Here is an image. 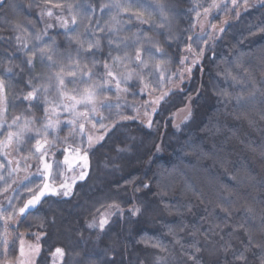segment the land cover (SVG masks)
Listing matches in <instances>:
<instances>
[{
  "label": "snow or ice",
  "instance_id": "6c2138e0",
  "mask_svg": "<svg viewBox=\"0 0 264 264\" xmlns=\"http://www.w3.org/2000/svg\"><path fill=\"white\" fill-rule=\"evenodd\" d=\"M43 3L47 5L51 0H43ZM39 6L35 0H29L27 8L31 11L33 7ZM9 7L8 0H0V13L6 15L5 9ZM55 7L63 5L57 4ZM200 8L203 12L199 10ZM213 10H216L215 13ZM97 12L99 15H96ZM189 12H195L196 20L202 15L211 14L212 19L207 28L198 25L191 17L187 25L181 28L177 23L179 14L173 11L169 0H161L155 5L136 3L135 0H103L99 3L77 5L76 11L72 14L73 27H69L67 19L56 16L68 41L63 49L56 45L44 29L39 32L32 31L27 41H22L19 35L0 37V41L9 45V50L12 40L17 41V50L23 54L25 60L14 67L19 73L26 75L22 88L18 90L12 84L17 76L13 66L0 71V137H3L0 139V148L12 147L19 154L24 151L25 145L34 144L33 155L38 161L37 165H29L21 164L17 160L13 167V161L7 159L8 151L0 152L4 157V160L0 161V199L6 201L0 204V219L4 221V225L0 227H3L5 235L8 232L9 221L16 219L18 215L21 218L19 223H23L28 215L33 214V210L38 211L43 203L48 202L47 197L70 198L75 185L87 179L89 175L90 156L95 154L93 148L96 145L103 147L107 140H111L122 128L128 127L121 121H137L138 114L131 113L126 115L117 113L119 120L113 119L111 115L113 108H119L121 105L105 104L100 102V98L115 96L118 99L122 90L121 85H124L125 92L140 88L139 94L145 90L151 94L152 91H160L161 82L165 85L169 82L178 84L174 90L165 91L150 101L148 107L151 108V112L145 109L143 113L148 119L146 122L139 121V130L145 137H152L154 131L155 138L160 139L159 143L154 140L152 151L144 157L151 169L155 159L153 151L158 153L167 147L160 138L161 129H165V136L169 127H174L176 131L181 130L179 126L173 124V118L168 116V109L165 106L170 104L169 98L179 97L181 104L189 109V120L194 117L195 109L203 99L201 91L190 88L185 83L186 76L191 77L193 69L198 66V70L203 71L205 61L215 63L218 59L216 55L218 42L230 29L236 28L239 31L240 39L237 43L242 44L249 39H264V0H212L211 4L194 3ZM220 13H223L226 19L221 20ZM44 15L52 18L54 13L44 8L41 16ZM106 15L110 17L107 21L104 19ZM134 20L147 27L141 29L139 33H132L124 24ZM218 23L225 26L218 28ZM54 27L55 24L47 25L49 29ZM78 28L83 31L78 32ZM196 29L198 31L194 32ZM105 42L109 46L107 56H102L101 60L95 59L98 52H103ZM113 45L116 55H113ZM173 48L176 50V63L181 66V71L167 73L160 65L168 61ZM185 51L187 55L182 56L181 53ZM14 55L4 59L11 64ZM258 60V66H251V61H242L237 56L235 62L229 61L231 73L218 72V75H225L226 79L230 75L232 82L237 86L234 91L227 94L225 103L232 104L228 109V115L241 123L247 122L249 128L264 129V79L260 78L256 70L258 67L259 73L264 74V51L260 53ZM101 61L103 72L99 71ZM110 63L113 67H110ZM117 64L131 68L126 77L120 78L114 72L113 68ZM37 68L39 75H35L33 71ZM185 68L186 74L183 71ZM92 69L96 71L93 72ZM105 75L111 78L110 81L103 79ZM133 79L135 83H130ZM112 83L115 84V90L105 87ZM69 90L71 95L66 96L65 93ZM213 91H218L216 85H213ZM224 95L225 93L220 92L217 101L219 102ZM65 100L69 102L65 103ZM49 104H55L61 112H67L73 118L85 117L86 122L91 123L94 129L103 130L93 144L94 138L91 135L86 138L83 135L85 123H79L80 146L72 148L71 154L68 148L60 153L62 163L69 172L78 169V176H72L71 182L59 179L61 160L53 149L59 142L57 133L61 130V116L56 114L55 122L48 119ZM17 107H22L24 112L15 117L10 116V110L14 111ZM41 107L44 117L35 114V110ZM78 108H82V111H78ZM67 123L71 126L74 119H69ZM228 127L231 129L230 125ZM145 129L146 131H143ZM215 132L220 134L219 142L213 139L208 145L203 143L188 145L187 150L194 155L195 163L187 161L185 163L187 170L181 169L178 173L174 170L163 176L153 173L151 178L145 175L139 183L133 182L131 195L127 194V187L124 188V196L118 191L114 193L113 197H110L113 199L112 215L117 218V223L122 222V227L138 223L153 211L152 202L147 194L158 195L160 189L167 191L179 186L181 190L192 193L189 204L195 198L212 215L219 217L223 214L224 227L238 236L240 246L236 247L231 242L220 243L225 235L224 229L213 222L204 230L206 243L200 245L193 241L194 248L191 251L185 249L179 238L176 239L178 250H170L163 244L154 245L159 251L153 253V264H189V259L192 264H208L203 253L207 251L210 256L215 257L221 250L226 261L231 251V261L227 264H264V176L255 173L251 168L238 169L234 165L230 166V157L224 148L228 131H225L224 125H219ZM50 135L53 140L51 144ZM132 140H135L134 135ZM117 144L119 146L114 147L117 153L123 154L133 150V145L129 144L127 139L119 140ZM245 144L257 156L258 162L264 165V147L250 144L248 141H245ZM52 159L56 161L55 175ZM208 161L210 164L205 163ZM30 168H35L31 175L19 177L20 171ZM212 169H215V172ZM153 185L157 186L156 192L152 191ZM119 187L117 183L116 188ZM142 191L144 195L140 194ZM22 192L30 195L22 197ZM161 202L167 203L163 199ZM166 210L172 211L170 208ZM110 224L111 220L102 214L98 225L99 233L110 231ZM87 228L91 230L90 235H97L95 221L89 222ZM11 230L16 231L15 228ZM46 235H48L46 231L36 234V243L29 246L31 255L26 260L22 259L20 264H48L46 260L41 259L43 251L41 241ZM217 237L219 240L217 247L214 248L211 242L216 241ZM104 238V235H97V243L103 244ZM2 244L3 241L0 240V246ZM49 254L62 260L65 249L50 248ZM103 255L108 257L104 264H123L122 260L117 261L115 249L108 245H104ZM4 256V252H0V264H3ZM20 256L24 257L23 247L20 249ZM97 262V257L85 253L78 264ZM211 264H219V260L213 259Z\"/></svg>",
  "mask_w": 264,
  "mask_h": 264
},
{
  "label": "trees",
  "instance_id": "16d2710c",
  "mask_svg": "<svg viewBox=\"0 0 264 264\" xmlns=\"http://www.w3.org/2000/svg\"><path fill=\"white\" fill-rule=\"evenodd\" d=\"M99 2H103V0H51V3L45 5L43 0H35V3L40 6L33 7L29 11L27 8L29 0H8L10 7L5 9L6 15L0 13V37L19 35L22 41H27L32 31L39 32L44 29L56 42V45L63 49L67 46L68 41L62 33L60 24L54 17L41 16L42 9L47 8L54 14L55 12L59 13L61 18L69 21V27H73L71 25L72 14L76 11L77 5ZM135 2L155 5L161 0H135ZM169 2L172 4L173 11L179 14L177 23L183 28L187 25L190 17L196 23L198 22L195 19V12H189L194 3L211 4L212 0H169ZM57 4H61L63 7H55ZM69 6H71V10H69ZM199 10L203 12L202 8ZM183 13L189 14L184 15ZM257 14H259V10H257ZM96 15H99V12ZM104 19L107 21L110 17L106 15ZM220 19H222L221 14ZM37 24H39V27H37ZM48 24H55V27L49 29L47 28ZM17 25H20V27H17ZM124 27L131 29L132 33H139L147 25L134 20L131 23L125 22ZM7 29L15 30L8 31ZM77 31L81 32L83 29L78 28ZM92 38L95 39V36ZM239 39V31L236 28L228 30L224 38L218 42L216 48L218 59L215 63L205 61L203 71L198 70L199 66L193 69L191 78L185 83L190 88L201 91L203 99L196 107L194 117L191 120L188 118L179 125L180 131H176L174 127H169L166 130L167 136H165V129H161L160 138L164 140L167 147L158 153L153 151L155 159L151 169H149L144 157L152 151L154 140L159 143L160 139L155 138L154 131L152 137H145L143 132L139 130L140 120L121 121L128 127L122 128L116 136L111 140H107L103 147L96 145L93 148L92 151L95 154L90 156L91 168L89 175L87 179L79 181L75 185L70 198L47 197L48 202L43 203L38 211L33 210V214L28 215L23 223H19L20 220L18 221L15 232L26 234L28 238L32 239L42 231L48 233L41 241L43 244L42 260H46L48 264H53V262L54 264H78L83 255L87 253L98 258L97 264H104V261L108 258L103 255L104 245H108L115 249L118 262L122 260L123 264H130V262L131 264H153V253L159 251L154 245L163 244L170 250H178L179 245L176 244V239L179 238L184 243L185 249L191 251L194 248L193 241L200 245L206 243L204 230L213 222L224 229L225 235L220 243L231 242L236 247L240 246L238 236L230 233L224 227L223 214L219 217L212 215L195 198L189 204V197L192 193L181 190L179 186L167 191L160 189L158 195L147 194L148 199L152 202L153 211L138 223L122 227V222L117 223V218L112 216L109 219L111 220L109 225L111 230L104 234L99 233L97 225V235H104L105 237L103 244L97 243V235H90L91 230L87 228L89 222H99L102 214L104 216L108 211L113 210V199H110V197H113V194L117 191L121 196H124V188L127 187V194L131 195L133 182L139 183L145 175L151 178L153 173L163 176L172 173L174 170L177 173L181 169L187 170L185 168L187 161L191 160L195 163L194 155L190 150H187L188 145H199L201 143L208 145L212 143L213 139L219 142L221 139L220 134L215 132L219 125H224L225 131H228V139L224 143V148L230 157V166L234 165L238 169L240 167L251 168L255 173L264 176V165L258 162L257 156L245 144V141H248L250 144L264 147V129L249 128L247 122L241 123L228 115V109L232 107V104L225 103L227 94L234 91L237 86L232 82L230 75L227 79L225 75H218V72L231 73L232 69L229 67V61L235 62L237 56L242 61H251V66H258V57L264 51V39H249L242 44L237 43ZM29 46L31 45L29 44ZM108 47L105 42L103 52H98L95 59L101 60L102 56H107ZM113 48V55H116L114 45ZM250 49L251 51H249ZM13 54L15 55L10 64L4 57ZM184 54L185 52L181 53L182 56ZM24 60L23 54L17 50V41L12 40L11 50H9L7 43L0 41V71L13 66L17 76L13 79L12 84L18 90L22 88L26 75L19 73L14 65L21 64ZM102 64L103 61H101L99 67L100 72L104 71ZM160 66L170 72H176L180 68V65L176 63L175 48L169 53L168 61ZM256 70L260 78L264 79V74L259 73L258 67H256ZM33 71L35 75H39V68ZM92 71L95 72L96 69H92ZM213 85H216L218 91H213ZM159 88L160 91H154L158 94L157 97L162 94L161 83ZM220 92L225 93V95L218 102L217 97ZM169 99L170 104L165 107L168 109V116L173 118V114L185 107L181 104L179 97H170ZM9 100H11V94H9ZM23 112L22 107H17L14 111L10 110L9 115L15 117ZM35 114L38 117H43L42 107L35 110ZM186 121L187 123H185ZM229 125L231 129H229ZM143 131H146V129ZM173 132H175V135H173ZM133 135L135 136L134 141L132 140ZM125 139L133 145V150L123 154L115 152L114 147L119 146L117 141ZM205 163L210 164V161ZM212 171L215 172V169H212ZM117 183L120 185L119 189L116 188ZM152 191H157L156 185H153ZM140 194L144 195L145 193L142 191ZM162 199L167 203H162ZM169 208L172 211L166 210ZM53 220L55 223H51ZM218 240L217 237L216 241L211 242L214 248L217 247ZM55 247L65 249V256L62 260L61 258L58 260V257H52L49 254V249ZM203 256L208 264H211L213 259H218L219 264H227L228 261H231V251L227 255V261L222 250L215 257L210 256L207 251L203 253ZM189 264H192L191 259H189Z\"/></svg>",
  "mask_w": 264,
  "mask_h": 264
},
{
  "label": "rangeland",
  "instance_id": "374dc122",
  "mask_svg": "<svg viewBox=\"0 0 264 264\" xmlns=\"http://www.w3.org/2000/svg\"><path fill=\"white\" fill-rule=\"evenodd\" d=\"M216 10H213V13H215ZM222 16V19H226V17H224L223 13H220ZM60 14L56 13L54 14V18H56V16ZM212 19V15L210 14L209 16H201L198 19L197 24L204 26L205 28H207L209 21ZM225 25L218 23V28L219 27H224ZM217 28V31H218ZM196 31H198V29H196ZM187 55V52L185 51V54ZM110 67H113L112 65H110ZM162 67V66H160ZM164 68V67H162ZM114 72H116L120 78H124L128 75V73L131 71V68H125L122 65H118L115 66L113 68ZM165 72L167 73H172L167 69H164ZM181 71V66L180 68L176 71L179 72ZM183 71L186 74V68L183 69ZM191 77H187L185 81H188ZM104 80H109L111 78L107 77L106 75L103 77ZM130 83H135V80L133 79L132 81H130ZM105 87H111L113 90H115V84L112 83L110 85H105ZM161 87H162V92L168 91L170 89H175L176 87H178V84L175 83H171L169 82L167 85L164 84V82H161ZM121 92L119 94V97L117 99V97L115 96H108V97H102L100 98V102H103L105 104L107 103H111L113 105H116L117 103H119V105H121V107L119 108H113L112 110V117L113 119L119 120V116H117V113H123V114H133V115H137V120L140 121H145L148 119V117H145L143 115L145 109H147L149 112H151V108L148 107V103L150 101H153L157 98V93H155L154 91L151 92V94H149V92L147 90H145L142 94H139L141 92L140 88H136V89H130L128 91H124V85H121ZM133 93H137V94H133ZM160 94V93H159ZM66 96L71 95V91L69 90V92L65 93ZM50 99H52V97H50ZM65 103H68V100L64 101ZM49 115H48V119L52 120L53 122H55V118H56V114H59L61 116V120H60V125H61V130L57 133L58 136V140L59 142L56 143L55 148L53 149V151L56 153V156L60 158L61 160V166H60V177L59 179L61 180H68L69 182H71V178L72 176L76 175L78 176V169L73 171V172H69L66 168V166L63 165L62 163V156H60V153L65 149L68 148L69 149V154H71V149L75 148V147H79L80 146V141H81V135L78 132V126L79 123L83 122L85 123V129H84V137L86 138L87 136L91 135L94 139H93V144H95V138L97 136H99L103 130H97L94 129L92 127L91 123H87L86 122V118L85 117H76L73 118L72 116H70L67 112H61L60 108L56 107L55 104H49ZM78 111H82V108H78ZM188 112L189 109L184 108L180 111H178L176 114H174L173 119H174V124L176 126H179L180 124H182L185 120L188 119ZM13 117V116H12ZM44 117V116H43ZM23 119V117H22ZM69 119H74V123L69 126L67 121ZM98 119V116H97ZM10 122V121H9ZM34 135V134H33ZM0 139H3V137H0ZM53 143V140L51 138V135L49 136V144ZM8 151L9 155L7 157V159H10L13 161V167H15L16 165V161L19 160L21 164H29V165H37L38 161L36 160V157L33 155V153L35 152V148H34V144L32 145H25L24 146V151L22 153H16L14 151V149L12 147L9 148H0V152L3 151ZM4 157L2 155H0V161H3ZM6 162V161H5ZM51 162L54 165V175L55 173V159H52ZM35 171V168H30L26 171H20L18 173L19 177H23L24 175H31L33 172ZM30 195V193L27 192H22L21 196H28ZM6 203V201L0 199V204H4ZM114 209L112 211H108L104 216H106L108 219L112 218V213H113ZM21 218L17 215L16 219L11 220L8 222V232L5 235L4 234V229L3 227H0V240L3 241L2 246H0V252H4L5 256H4V261L3 264H20L21 260L24 259L26 260L29 255H31L30 253V245H34L36 243V239L34 236L32 239L28 238L26 234H18L15 231H12L11 229L15 228L16 224L18 223V221ZM4 225V221L3 219H0V226ZM96 225H99V222H96ZM21 247H23L24 249V257L22 258L20 256V249ZM59 260V257H58Z\"/></svg>",
  "mask_w": 264,
  "mask_h": 264
}]
</instances>
